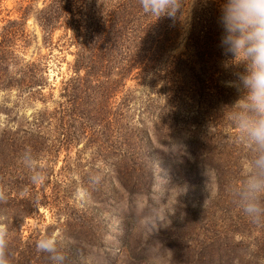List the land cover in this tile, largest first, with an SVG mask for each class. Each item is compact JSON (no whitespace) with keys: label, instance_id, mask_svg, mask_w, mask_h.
<instances>
[{"label":"rangeland","instance_id":"rangeland-1","mask_svg":"<svg viewBox=\"0 0 264 264\" xmlns=\"http://www.w3.org/2000/svg\"><path fill=\"white\" fill-rule=\"evenodd\" d=\"M48 1L0 0V26L13 20L19 29L15 28L16 36L11 39L8 64L0 67V137L17 139L11 148L15 152L0 157V188L7 195V201L0 203V220L14 223L13 217L20 213L21 205L30 202L29 217L24 221L19 214L15 228H22L23 241L30 240L31 235L55 232L67 254V264H199L208 243L213 252L206 257L213 263L222 259V253H226L224 246L229 245L235 254H227L231 257L227 264H264V224H253L234 199H228L227 204L218 198L213 169L209 165L204 168L190 152L188 143L196 134L188 126L193 127L196 117L181 112L172 126H166L170 138L160 143L155 136L142 137L138 133L143 126L153 123L152 114L158 113L163 104V99H158L163 96L159 94L161 80L151 85L132 74L121 87L122 92L114 90L109 101L100 102L104 111L91 140L80 128L75 142L69 140L67 131L62 130L63 122L69 126L66 120L70 117L69 97L64 95L63 87L74 75L79 43L88 38L87 27L93 16L88 11L94 8V2H73L76 23L59 17L45 24ZM211 2L220 6L222 0H186L187 17L171 19L172 26L173 21L179 26L175 47L169 51L173 56L186 57L197 11V31L200 30L203 43L199 40L196 58L205 61L209 51V60L215 58L216 50H207L205 46L208 37L214 44L216 32L215 21L207 22L214 18ZM95 3L96 9L106 15L121 8L117 0ZM205 31L210 34L204 38ZM117 50H108L104 66L95 67V71L103 68L108 73V85L109 81L118 84L115 69L123 54L121 49ZM227 81L221 84L229 88ZM125 92L130 102L122 107L124 118L118 121L117 112ZM232 103L229 101L228 106ZM225 108L218 111L222 118ZM184 119L189 123L184 124ZM224 127L218 132L216 126L212 127L209 143L216 163L224 165L227 159L233 160L241 178L248 151L236 142V130L231 123ZM134 149L137 152L129 158ZM122 157L129 158L128 164L142 167L143 176L136 182L133 196L123 190L114 170ZM73 159V166L64 169ZM29 168L42 171L49 180L45 177L42 183H33ZM171 173L175 175L172 182L167 180ZM44 191L50 203L38 207L35 201L42 198ZM157 209L165 219L157 221L153 229ZM68 215H84L87 225L103 239L102 244L87 242V237H61L57 221L63 222ZM214 249H219V254ZM10 260L11 264H19Z\"/></svg>","mask_w":264,"mask_h":264},{"label":"trees","instance_id":"trees-1","mask_svg":"<svg viewBox=\"0 0 264 264\" xmlns=\"http://www.w3.org/2000/svg\"><path fill=\"white\" fill-rule=\"evenodd\" d=\"M74 1L76 0H49L47 2L49 3L47 5L48 8L46 7L47 13H45L43 19L45 24H49L51 20L59 17L63 21L76 23L77 19L74 18V13L72 12ZM118 1L121 8H116L106 15L100 9H96L95 6V2L102 5L103 0H90L91 4L94 2V8L88 11V13H93L92 20L90 21L92 23L87 27L88 38L79 43L76 52L77 58L73 66L74 75L70 77L63 87L64 95L69 97L67 113L70 117L66 120L69 126L67 127L65 122H63L62 130L67 131L65 133L69 135L71 142H75L78 136L77 131L80 128L82 129V134L86 133L88 135L86 138L90 141V137L94 136V132L96 131L95 125H100L99 117L102 115V111H104L99 106L100 102L109 101L114 90H121V87L126 85V81L132 74L135 73V75L141 76L143 83L151 85H157L158 81L161 80L162 85L159 89V94L163 96L158 99H163V104L159 107L158 113L152 114V117L155 118L153 123L143 126L138 133L142 134V137L155 136L160 143V140L170 138L165 129L168 128L166 126H172V122L177 115L182 112L195 116L196 119L193 127L188 126L190 131H192L191 133L196 134L188 143L190 152L204 168H208L209 165L213 169L217 177L215 182L217 185V197L223 199L228 204V199H233L228 189L230 185L240 179L237 175L239 169H235L237 164L231 159H227L224 165L216 163L212 152L213 146L209 143L212 137H209L208 133L213 126H216L218 132L225 128V123L229 124V121L226 118H222L218 111L221 107H227L229 101L235 103L239 99L240 93L234 87L228 88L221 84L235 78L232 75L235 69L226 70L222 66L225 57L220 47L222 29L218 23L220 15L219 5L211 2L214 18L207 20V22L215 21L216 23L214 44H212L210 37H208L207 43H204L207 50H216V56L209 60V51L207 52V59L199 61L196 56L199 57L198 47L199 40L201 41L199 39L201 33L200 30L197 31L200 25L197 11L191 36H189L186 46V57H184V54L173 56L169 51L175 47V37L177 29H179V26L174 24L175 20L172 26L171 18L161 17L157 20L156 17L145 14L140 7L139 0ZM200 18L204 17L201 16ZM17 26L18 23L13 20H8L5 25L0 26V67L7 65L9 62L10 45L13 44L11 39L14 40L16 36ZM80 32L82 33L81 30ZM207 34H210V32L205 31L203 37L205 38ZM77 36L82 37L80 34ZM201 42L203 43V40ZM112 48L118 49L117 51L119 52L121 49V54L123 55L121 56V60H118L119 65L115 69L118 77L116 83L118 84H111L112 82L109 81L108 85V82H106L109 78L106 75L108 73L103 72V68L95 71V67L104 66L105 58L108 57L106 53H110L107 52L108 50H114ZM192 50H194V53H191ZM83 71H85L84 74H82ZM105 84L108 86L105 87ZM129 97L125 92L124 98L120 101L119 105H121V108L117 112L118 121H122L124 118L125 112L122 107L129 106ZM218 98L222 99L219 100ZM93 99L96 100L93 101ZM216 99L219 101H216ZM182 122L184 124L189 123L187 119H184ZM16 142V138L12 139L5 137V135L1 136L0 157L5 153L10 154L11 152H15L11 148H13ZM135 146L139 148L137 144ZM167 146L171 147L172 145ZM81 151L83 150H80V155L83 153ZM232 151L235 154V150L232 149ZM135 152H137L136 149H134L133 154L129 155V158H133L132 156ZM245 154L248 153L245 152ZM231 156L230 158H232ZM129 158L122 157L116 162L114 170L117 173L123 190L128 196H133L136 190V182L142 178L143 173H140L142 167L128 164ZM74 159L71 162H67L64 169L68 167L70 169V166L74 164ZM74 172L72 169L70 173L73 174ZM174 176V173L169 174L167 180L172 182ZM45 177L48 178V175L46 174ZM19 194L17 192V198H19ZM41 197V199L38 198L35 201V204L38 207L40 205H49V195H47L46 191L42 193ZM27 203L29 204L30 202ZM27 203L25 204L26 206L22 204L18 210L20 213L16 215L17 217H13L14 223H7L10 232L8 248L10 259L19 264H49L47 254L37 252L36 250V241L42 235H31L29 237L30 240L23 241L22 228H15V223L19 221V214H21L20 218H24V221L29 217L27 212L30 208L27 206ZM56 215L62 216L60 214ZM57 224L62 230L61 237L63 235V238L69 236L75 239L87 237V242H94L100 245L103 242L99 233L87 225L84 215H78L77 217L68 215L65 216L63 222L57 221ZM125 245L123 244L122 246ZM210 245L212 244L208 243L205 245L207 248L204 250L199 264H227L229 258L235 254L232 253L231 247L226 245L224 246L226 253H222V259L213 263L214 261L212 262L211 259L206 257L213 252ZM122 250L123 248L120 247V251ZM214 251L219 254V249H214ZM259 252L257 251V253Z\"/></svg>","mask_w":264,"mask_h":264},{"label":"clouds","instance_id":"clouds-1","mask_svg":"<svg viewBox=\"0 0 264 264\" xmlns=\"http://www.w3.org/2000/svg\"><path fill=\"white\" fill-rule=\"evenodd\" d=\"M145 14L173 20L187 17L186 0H139ZM184 9V12H181ZM218 23L222 29L220 47L225 59L222 66L235 69L233 80L226 85L240 93L239 99L224 110V117L236 130V142L248 151L241 178L229 186L234 202L256 225L264 224V0H222ZM30 169V168H29ZM31 170V169H30ZM32 171V170H31ZM33 183H42V171L33 172ZM81 192H77L79 197ZM7 195L0 188V203ZM164 216L157 209L152 227ZM10 232L0 220V264H11L9 255ZM36 250L47 254L49 264H67V254L55 232L40 236Z\"/></svg>","mask_w":264,"mask_h":264}]
</instances>
